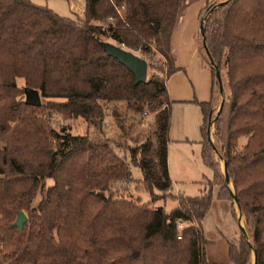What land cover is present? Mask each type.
I'll return each instance as SVG.
<instances>
[{
	"label": "trees",
	"instance_id": "trees-1",
	"mask_svg": "<svg viewBox=\"0 0 264 264\" xmlns=\"http://www.w3.org/2000/svg\"><path fill=\"white\" fill-rule=\"evenodd\" d=\"M221 1L199 14L213 86L208 101H193L201 113L200 157L212 177L195 196H172L175 206L164 212L149 205L168 196L171 184L165 81L175 71L169 36L181 0H84L76 18L28 0H0V264H206L201 221L213 187L218 199L236 198L243 219L236 243L227 245V264H250L253 253L255 264H264V0ZM101 42L139 50L151 70L146 80L134 85ZM151 50L163 67L147 61ZM27 89L61 118L99 130L108 102L153 113V139L125 147L140 179L131 180L106 140L47 126L36 113L40 102H25ZM217 99L222 105L211 118ZM110 115L122 129L118 112ZM210 121L232 192L212 158ZM123 181L141 185L149 201L116 197L126 190ZM18 211L26 216L21 230L12 226Z\"/></svg>",
	"mask_w": 264,
	"mask_h": 264
},
{
	"label": "rangeland",
	"instance_id": "rangeland-1",
	"mask_svg": "<svg viewBox=\"0 0 264 264\" xmlns=\"http://www.w3.org/2000/svg\"><path fill=\"white\" fill-rule=\"evenodd\" d=\"M30 3L45 6L52 10L59 16L76 18L82 16L84 0H28ZM195 41H197V50L201 56H204L203 48L201 47V39L197 31L195 35ZM132 52L143 57L144 55L139 50H132ZM147 61L155 68L163 67L165 61L155 50H151L150 54L146 56ZM151 70L147 71L148 75ZM16 87L19 89L24 88V84L21 78H16ZM216 84V82H215ZM215 88V85H214ZM213 88V90H214ZM39 96V94H38ZM23 98V95H21ZM25 97V95H24ZM40 107L36 109L38 117L54 131L59 132L61 128L66 129L70 134H83L88 132V136L91 139H104L109 142V146L112 148L114 153L127 163L130 178L133 181L140 179L139 168L130 162L129 154L125 149L126 146H134L144 141L146 138L153 139L152 137V119L153 113L139 116L138 114H132L130 118H125L122 114L126 111L125 104L123 102H108L106 114L101 128L96 129L90 125H87L82 119H63L55 113L53 110L47 108L46 100L39 96ZM220 101L217 99V102ZM113 103V104H112ZM122 103L123 105H117ZM219 104V102H218ZM218 104L215 107V111L211 118L214 117ZM116 110L121 112L118 114L119 121L122 124L120 129L114 119L111 121V112ZM209 137L214 148V154L212 156L215 160V166L220 170L222 174V160L220 159V151L218 145L212 134L213 126L212 121L209 123ZM117 127V131L114 127ZM140 125V126H139ZM201 125V113L198 107L194 105H171V118L168 130V141H167V171L169 179L171 180L169 195L165 198L158 199L151 203L149 207H161L164 212H168L175 206V200L172 196L182 194L184 196H195L201 189V181L206 178L212 177V170L207 167L200 157V142L203 138L200 130ZM87 126V127H86ZM88 131L86 128H88ZM132 135L130 136V134ZM136 134H138L136 136ZM141 139H140V136ZM143 136V137H142ZM123 181L122 185L125 187V191L118 192L116 197L125 198L131 201L147 202L149 201L150 194L141 185L134 187V182ZM50 180L46 181L49 184ZM45 184V185H46ZM229 186L232 190L231 183ZM216 187H213L211 192L210 201V214L204 219V229L207 238H212L215 235L214 227L219 230L228 228H235V232L238 234L236 216L233 217L232 212L237 213L235 205H231L228 199H216ZM153 192L159 194L160 192L153 189ZM43 193V188L39 190L31 202V205L37 203ZM222 200V201H221ZM1 219V217H0ZM241 224H243V219ZM213 260L220 264L222 262L221 257L223 256L221 248H218L217 244L213 246ZM211 259V258H210ZM212 260V259H211ZM252 264V256L250 260Z\"/></svg>",
	"mask_w": 264,
	"mask_h": 264
},
{
	"label": "crops",
	"instance_id": "crops-1",
	"mask_svg": "<svg viewBox=\"0 0 264 264\" xmlns=\"http://www.w3.org/2000/svg\"><path fill=\"white\" fill-rule=\"evenodd\" d=\"M211 1L215 0H181L180 5L176 10L173 26L169 36V50L173 65L175 67V71L171 73L165 81L167 94L171 102L169 124L171 118V105L173 103L180 105L184 104L185 106L194 105L198 107L193 102L194 100L198 102H205L210 98L213 82L211 79L210 71L203 59V56H201L199 50H197V41H195V35L198 31L200 11L207 3ZM117 105L121 106L123 104L118 103ZM117 112L118 114H121V112ZM122 114L125 118L134 117L131 116L128 111H125ZM147 116L148 115L146 114L145 117ZM110 117L112 121L113 117ZM114 127L117 131V127L115 125ZM86 129L88 131L89 127ZM117 132L120 133L119 131ZM131 135L132 133L130 134V136ZM137 135L138 134H136V136ZM227 187L231 191L229 182H227ZM229 201L231 205H235L233 200ZM209 206L211 207V205ZM234 208L235 210H237L235 216L239 233V227H242V217L239 214L236 205ZM209 209L207 210L201 221L203 236L205 241L207 242L205 246V262L206 264H218L217 262H214L212 257V246L214 244H217L218 248H221L223 254V256L221 257L222 262H220V264H227V245L235 244L238 234L235 232V228H231L230 230L228 228L219 230L217 229V227H214L215 235L212 236V238H207L204 229V219L207 217V215L210 214Z\"/></svg>",
	"mask_w": 264,
	"mask_h": 264
},
{
	"label": "water",
	"instance_id": "water-1",
	"mask_svg": "<svg viewBox=\"0 0 264 264\" xmlns=\"http://www.w3.org/2000/svg\"><path fill=\"white\" fill-rule=\"evenodd\" d=\"M224 2H225V0L219 2L218 4H222ZM198 29H201V22H199V24H198ZM202 44L204 46L203 42H202ZM100 46L107 55L116 59L120 64H122L126 69H128L131 72V74L133 75V78H134V81H133L134 85L141 83V82H144L146 80V62L144 59L135 55L133 52L122 48L119 45H115V44L108 43V42H101ZM214 78H215V82L218 86V89L220 90L221 89L220 88V77H219V73H218L217 69H214ZM24 95H25V97H24L25 102H27L29 104H33V105L39 104L40 101H39L38 92L35 89L25 90ZM221 105H222V102L220 101L218 104L217 110L215 112V115L217 114V112L221 108ZM206 135H207L208 141L212 145V143L210 141V137H209V124L207 125V128H206ZM222 174L224 176L225 181L227 182V175H226L225 162L224 161H222ZM232 200L237 207L236 198L234 196H233ZM25 221H26V216H25L24 212L18 211V212H16L15 218L12 222V226L16 227L18 230H21ZM239 228H240V231H243V228L241 226ZM252 264H255L254 253L252 254Z\"/></svg>",
	"mask_w": 264,
	"mask_h": 264
},
{
	"label": "built area",
	"instance_id": "built-area-1",
	"mask_svg": "<svg viewBox=\"0 0 264 264\" xmlns=\"http://www.w3.org/2000/svg\"><path fill=\"white\" fill-rule=\"evenodd\" d=\"M120 8H122V6H120ZM144 115V114H143Z\"/></svg>",
	"mask_w": 264,
	"mask_h": 264
}]
</instances>
